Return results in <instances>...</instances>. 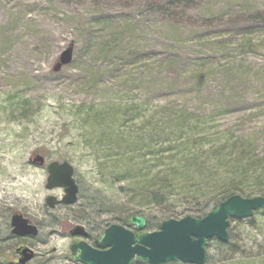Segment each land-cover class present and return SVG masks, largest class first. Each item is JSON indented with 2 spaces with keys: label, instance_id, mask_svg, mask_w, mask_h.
Wrapping results in <instances>:
<instances>
[{
  "label": "rangeland",
  "instance_id": "rangeland-1",
  "mask_svg": "<svg viewBox=\"0 0 264 264\" xmlns=\"http://www.w3.org/2000/svg\"><path fill=\"white\" fill-rule=\"evenodd\" d=\"M68 46L71 61L60 64ZM111 102L105 113L118 115L114 128L128 135L123 146L151 153L126 181L105 165L123 150L112 139L95 140L109 144L102 147L107 156L93 148L98 143L85 145L84 129L67 110L95 115ZM174 117L184 128L200 120L211 133L250 132L264 152V0H0V264H18L22 243L35 252L26 264H81L71 256L78 236L69 229L83 225L93 243L103 225L139 208V172L153 177L161 167L159 150L177 137L163 122ZM38 156L43 163L32 160ZM53 160L74 167V204H45L47 195L63 194L45 187ZM13 213L37 225L38 234L15 238ZM154 214L159 207L142 214L151 224L146 230L159 227ZM241 225L231 221L230 229ZM206 253V264H217L212 241Z\"/></svg>",
  "mask_w": 264,
  "mask_h": 264
},
{
  "label": "trees",
  "instance_id": "trees-1",
  "mask_svg": "<svg viewBox=\"0 0 264 264\" xmlns=\"http://www.w3.org/2000/svg\"><path fill=\"white\" fill-rule=\"evenodd\" d=\"M99 105L100 108H96L95 115H92L89 109L84 110L86 108L74 106L67 109L68 115L72 116V120L81 124L84 129L81 134L83 138L79 139L86 142L85 145L94 141L93 146L98 143L96 147H93L94 149L102 150L103 147L104 150H108L107 148L110 147L104 145L109 144L99 146V141L112 139L114 141L111 142L116 143L117 148L123 150L118 155L114 153L116 157L111 159L112 164L97 162L100 168L103 167V163L112 169L115 168L116 175H122L121 180L126 181L124 178L128 177V170L138 168L140 170L138 160L143 159L144 163L149 161L151 153L146 151L138 154L134 153L133 149L125 148L123 144L127 141L128 135L124 137L116 130V127L114 128L118 115L116 114V117L115 113H105L106 109L113 108L111 106L113 102ZM163 124L171 128V133L174 132V135H177L176 141L167 140L173 144L163 146V149L159 150L162 160L158 162V165L161 167L153 172V177H147L145 172H139L143 200L138 204L137 210L126 209V216L115 217V222L127 225L131 215L145 214V211L158 207L161 214L152 215L158 224L164 219L180 218L186 214L201 217L231 194L239 193L247 197L264 195V152L258 149V138L252 133L242 132L246 136L240 137L229 134L231 132L226 129L211 133L206 130L207 126L200 120H195L191 123L192 126L184 128L183 121H180L179 117L170 118ZM204 145L207 146L206 149L203 148ZM104 150L101 155L107 156ZM98 152L97 149V154ZM154 154L158 155L159 152ZM231 154L234 156L231 157ZM226 156L230 160H224ZM146 173H152L150 166L147 167ZM144 176L147 177L146 180ZM118 179L120 178L115 177L114 180ZM249 181L251 185L245 187L244 184ZM129 184L130 182L127 183ZM121 187L124 188V186ZM124 189L126 191L131 188ZM168 206H174V208L166 209L165 207ZM231 221L242 224V220L231 219ZM103 222L106 223V220ZM146 228H151L149 222L146 223ZM230 228L229 225L226 242L210 240L214 243V249L219 251L220 259L217 260V264H264V209L255 211L253 216L247 219V223L241 225L238 230ZM136 264H145V262L136 261ZM167 264L190 263L175 261Z\"/></svg>",
  "mask_w": 264,
  "mask_h": 264
},
{
  "label": "water",
  "instance_id": "water-1",
  "mask_svg": "<svg viewBox=\"0 0 264 264\" xmlns=\"http://www.w3.org/2000/svg\"><path fill=\"white\" fill-rule=\"evenodd\" d=\"M72 48L68 46L59 57L60 64H67L72 57ZM34 161L42 162L40 157ZM45 187L63 188V196L57 199L53 195L45 198L46 204L54 206L57 202L72 204L77 200L78 187L73 177V167L67 161H51L47 165ZM264 208V196L245 197L234 193L220 201L214 208L201 217L185 215L181 218H168L161 221L159 228L153 231L144 230L146 218L143 215H132L129 223L139 232L117 223L107 226L95 240V246L84 240H76L69 246L72 257L82 264H131L135 256L147 264H164L179 260L191 264H206V244L208 239L228 240L227 228L230 218H247L255 210ZM11 233L24 236H35L36 225L29 224L21 214L11 216ZM73 235L86 232L81 225L74 226ZM18 263L24 264L33 257L27 247H18Z\"/></svg>",
  "mask_w": 264,
  "mask_h": 264
},
{
  "label": "flooded vegetation",
  "instance_id": "flooded-vegetation-1",
  "mask_svg": "<svg viewBox=\"0 0 264 264\" xmlns=\"http://www.w3.org/2000/svg\"><path fill=\"white\" fill-rule=\"evenodd\" d=\"M12 216V215H11ZM11 216H10V220H9V226H10V233H11V230H12V226H11ZM126 227H128V228H131V229H133V230H135L134 228H133V226L132 225H130V224H127L126 225ZM12 234V233H11ZM15 238H24V237H26V236H30V235H24V236H16V235H14V234H12ZM24 245H26V244H19L16 248H15V255L17 256V258H18V253L16 252V249L18 248V247H20V246H24ZM26 246H28V245H26ZM29 247V246H28Z\"/></svg>",
  "mask_w": 264,
  "mask_h": 264
},
{
  "label": "bare ground",
  "instance_id": "bare-ground-1",
  "mask_svg": "<svg viewBox=\"0 0 264 264\" xmlns=\"http://www.w3.org/2000/svg\"><path fill=\"white\" fill-rule=\"evenodd\" d=\"M207 258V257H206Z\"/></svg>",
  "mask_w": 264,
  "mask_h": 264
}]
</instances>
